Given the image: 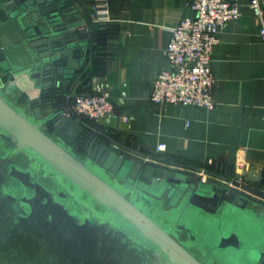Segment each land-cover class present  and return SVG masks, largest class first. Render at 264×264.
Masks as SVG:
<instances>
[{
  "label": "water",
  "instance_id": "95a60500",
  "mask_svg": "<svg viewBox=\"0 0 264 264\" xmlns=\"http://www.w3.org/2000/svg\"><path fill=\"white\" fill-rule=\"evenodd\" d=\"M106 1L0 0V264L223 261L242 242L231 215L246 213L249 262L264 264L263 176L139 151L68 112ZM195 217L209 230L201 257Z\"/></svg>",
  "mask_w": 264,
  "mask_h": 264
},
{
  "label": "crops",
  "instance_id": "0c3cea01",
  "mask_svg": "<svg viewBox=\"0 0 264 264\" xmlns=\"http://www.w3.org/2000/svg\"><path fill=\"white\" fill-rule=\"evenodd\" d=\"M237 1L238 17L218 26L210 54L214 107L202 109L149 101L155 76L167 67L171 29L194 16L188 0H107L118 37L105 71L80 79L73 90L108 91L113 112L92 125L136 150L191 165L215 162L216 173L260 185L249 175L264 177V40L248 0ZM159 144L164 149L155 152Z\"/></svg>",
  "mask_w": 264,
  "mask_h": 264
},
{
  "label": "built area",
  "instance_id": "2783aa9c",
  "mask_svg": "<svg viewBox=\"0 0 264 264\" xmlns=\"http://www.w3.org/2000/svg\"><path fill=\"white\" fill-rule=\"evenodd\" d=\"M248 5L258 17L259 36L264 40V0H248ZM193 17L181 19L171 29V38L164 49L167 67L155 76L149 101L155 105H192L212 109L211 87L214 80L209 67L210 54L217 42L218 26L235 20L239 15L237 0H188ZM98 13H107L97 11ZM96 12V13H97ZM95 22L108 20L106 16L90 13ZM114 105L108 91L77 92L70 98L68 112L99 121L113 112ZM124 121L127 117L122 116ZM164 149L157 145L155 152ZM241 181V178H240Z\"/></svg>",
  "mask_w": 264,
  "mask_h": 264
},
{
  "label": "rangeland",
  "instance_id": "374dc122",
  "mask_svg": "<svg viewBox=\"0 0 264 264\" xmlns=\"http://www.w3.org/2000/svg\"><path fill=\"white\" fill-rule=\"evenodd\" d=\"M251 218V219H250ZM187 222L190 226H192L194 229L197 230L198 236L196 239V242H192V251L198 256H202V247L203 245H206L205 243V237L208 234V225L207 223L200 220V218L195 217L191 219H187ZM231 225L233 228H235L241 235V247L238 250H228L229 255L228 257H225V260L221 261L219 259V252H209L207 255L206 264H227L229 261H231V264H251L252 262H249V256L248 251L250 250L251 246L249 245L253 241L256 240V236L258 234L257 229L255 227V221L252 219V217L246 213L243 218L235 217L234 214L231 215ZM183 234V237H181L183 240H186V237ZM198 238L200 241H198ZM201 247V248H200ZM247 261V262H246ZM230 264V263H229Z\"/></svg>",
  "mask_w": 264,
  "mask_h": 264
},
{
  "label": "trees",
  "instance_id": "16d2710c",
  "mask_svg": "<svg viewBox=\"0 0 264 264\" xmlns=\"http://www.w3.org/2000/svg\"><path fill=\"white\" fill-rule=\"evenodd\" d=\"M92 41H93V54L91 56L90 64L84 71L81 79L90 78L95 74H101L105 71V63L111 54V42L115 41L118 37V26L113 20L107 22H99L91 24ZM90 124H99V121H93L87 117L80 116ZM209 172L216 173L219 165L215 162L201 163L195 165ZM218 174V173H216Z\"/></svg>",
  "mask_w": 264,
  "mask_h": 264
},
{
  "label": "flooded vegetation",
  "instance_id": "af4514ba",
  "mask_svg": "<svg viewBox=\"0 0 264 264\" xmlns=\"http://www.w3.org/2000/svg\"><path fill=\"white\" fill-rule=\"evenodd\" d=\"M180 237H183V234H181V236Z\"/></svg>",
  "mask_w": 264,
  "mask_h": 264
}]
</instances>
